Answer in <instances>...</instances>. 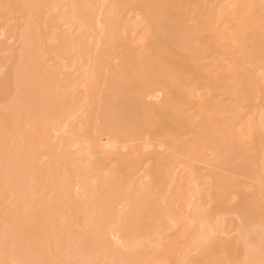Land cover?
<instances>
[{
	"label": "bare ground",
	"instance_id": "1",
	"mask_svg": "<svg viewBox=\"0 0 264 264\" xmlns=\"http://www.w3.org/2000/svg\"><path fill=\"white\" fill-rule=\"evenodd\" d=\"M12 260L264 264V0H0Z\"/></svg>",
	"mask_w": 264,
	"mask_h": 264
},
{
	"label": "snow or ice",
	"instance_id": "2",
	"mask_svg": "<svg viewBox=\"0 0 264 264\" xmlns=\"http://www.w3.org/2000/svg\"><path fill=\"white\" fill-rule=\"evenodd\" d=\"M4 7L7 9L8 7H11V6L10 5H5ZM217 227L218 226L208 225L207 226V231L205 233V231H204L205 225H203V224L201 225V235L199 236L198 240L194 242V243L197 244L198 249L201 248V247L207 248V247L212 245L213 237L216 234ZM0 264H21V262L20 261H16V260L0 261ZM183 264H195V262L185 260L183 262Z\"/></svg>",
	"mask_w": 264,
	"mask_h": 264
}]
</instances>
